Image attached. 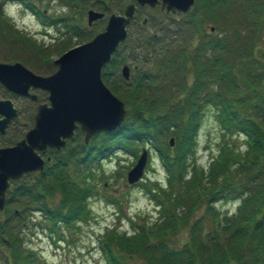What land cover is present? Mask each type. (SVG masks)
Returning a JSON list of instances; mask_svg holds the SVG:
<instances>
[{
  "label": "trees",
  "instance_id": "16d2710c",
  "mask_svg": "<svg viewBox=\"0 0 264 264\" xmlns=\"http://www.w3.org/2000/svg\"><path fill=\"white\" fill-rule=\"evenodd\" d=\"M239 1L246 3V19H237V23L230 26L222 38H214L216 42L211 44L206 43V51L195 50L193 59L198 64L193 63V84L182 90L185 93L181 98L165 97L168 89L159 81L165 79L161 70L166 63L164 56L173 51L171 41L168 46L161 47L160 56L151 57V60L155 58L153 67L159 75L144 70L138 80L132 77L129 81L124 79L126 86L123 87L127 93L121 94L126 101L128 115L119 128L100 131L89 143L85 142L84 133L78 130L64 149L48 150L51 160L44 171L27 174L12 182L8 205L16 203L21 208L16 206L6 219L0 217V245L5 248L7 261L12 264L36 263L37 252L24 246L20 232L15 229L18 226L16 222L26 220L29 211H42L47 219L62 221L73 227L77 220L85 219L87 213L84 200L92 194L94 188L91 180L96 176L91 167L95 165L100 168L101 160L115 147L130 153L134 147L138 148L139 143H149L159 151L168 178H172L169 188L175 189L174 180L180 185L179 193L182 194L181 188L186 184L187 188L183 190L193 192V207L188 208L193 212L191 235L184 246H174L173 237L178 231L172 228L170 220L159 217L149 226L139 225L131 237L116 235L112 231L114 238L111 240L113 236L109 235L103 241L109 264L128 263L115 253L114 246L108 244H119V250L131 257L133 254L143 258L150 255L153 264H225L230 260H243L240 250L245 247V242L246 246H251L247 247L250 250L246 254H253L258 263L264 262V60L255 55L258 42L262 40L260 35L264 32V0ZM165 15L169 17L172 14ZM143 16L144 8H139L132 25L138 21L139 27H143L146 18ZM181 18L176 26L167 24L165 28L162 27L161 35H129L125 46L131 47L132 53V48L136 50L140 45L148 47L153 44L156 45L154 50H157L164 41L169 40L164 36V33H168L176 36L172 37L174 42L184 43V46L178 44L179 49L174 53L181 60L187 52L183 49L188 48V37L183 35L188 34L184 28V22L188 19ZM155 19L163 22L158 15ZM147 20L149 22L150 19ZM230 37V44H234V47L225 52L220 44H227ZM209 50L215 51L208 54ZM118 54L116 51L111 63L116 62ZM187 56L186 53V62L189 61ZM103 75L109 76L107 72ZM148 79H152L151 84L146 83ZM153 85L156 90L151 91ZM209 106L217 111L225 134H241L244 137L247 151L237 149L233 140H225L219 154L205 169L198 165L196 156L199 132ZM99 134L108 137V146L98 144L96 138ZM171 136H176L174 147L169 140ZM127 142L134 145L127 146ZM73 167L76 171L72 170ZM192 168L193 178L188 179ZM160 185L157 184L162 188ZM144 186L151 188L156 200L167 208L168 200L158 189L147 183ZM58 194L62 202L57 205L47 202V199H55ZM81 194L84 195L83 199L80 198ZM235 199L243 201L237 215L228 216L216 208L220 201ZM250 201L257 205L254 212L257 216L254 218L249 217L246 210L244 212L245 207L252 205ZM199 210L202 211L200 216L197 215ZM178 214L180 226L187 223L179 211Z\"/></svg>",
  "mask_w": 264,
  "mask_h": 264
},
{
  "label": "rangeland",
  "instance_id": "374dc122",
  "mask_svg": "<svg viewBox=\"0 0 264 264\" xmlns=\"http://www.w3.org/2000/svg\"><path fill=\"white\" fill-rule=\"evenodd\" d=\"M42 13L40 19L35 17L34 11L26 8L20 0H0V62L20 61L33 71L43 75L54 73L58 68L54 64V60L69 48L92 39L98 32L105 29L109 16L116 13H123L125 6L131 0H28ZM259 1V0H256ZM245 2L239 0H196L193 8L188 13H176L166 16L160 12V8L144 7V17L149 20L148 23H142L143 27H139L138 21L129 28V35H145L157 33L161 35V28H165L167 24L176 26L181 17L188 19L184 28L188 32V48H184L181 60L174 55L179 49V45L184 43L174 42L175 35L164 33L169 40L164 41L161 46L156 45L148 47L138 46L136 50L125 46V43L118 50V57L115 63H110L105 67L104 73L106 84L113 90L115 94L120 96L125 92L126 86L122 75V68L128 64L131 69V77L138 80L144 70L154 73L157 72L153 67L155 58L161 54V47H166L172 41L173 51L166 53L164 56L166 63L163 65L161 74L165 79H161V85L168 90L165 91V97L181 98L188 85L193 84V75L195 73L193 63V55L195 50L206 51L204 45L211 44L214 38H222L224 32L235 24L236 20L246 19ZM2 5V6H1ZM94 9L105 13V17L94 21L92 25L88 23V12ZM237 13H235V12ZM161 13V15H159ZM178 14V15H177ZM238 14V17H237ZM157 15L161 19L160 22ZM183 15V16H182ZM182 19V18H181ZM180 19V20H181ZM46 22H45V21ZM193 21V24L191 23ZM237 23V22H236ZM210 27H214L211 30ZM190 34V36H189ZM261 42L255 50V55L264 60V32L260 35ZM226 42H222L220 47L223 51H230L234 44H230L231 37ZM128 43H130L128 41ZM211 47V46H209ZM13 51V52H9ZM182 51V50H181ZM209 50L208 54H212ZM186 53L189 61L186 60ZM220 53V51H216ZM221 54V53H220ZM187 56V57H188ZM209 58V57H208ZM200 63H203L200 60ZM185 65V68H184ZM189 66L191 70H189ZM219 67V65L217 66ZM139 74V75H138ZM156 75H159L157 72ZM187 80V81H186ZM174 84L172 86L169 84ZM151 84L152 79H148ZM156 90L153 85L151 91ZM181 90V91H180ZM39 96L38 101H33L29 97L14 94L5 89L0 84V99H11L15 106L19 108V115L15 118L7 129L6 134L0 133V147L7 143H14L25 135V133L34 125V116L37 112L38 105L47 102L45 94L36 91ZM261 121V118L259 117ZM262 122V121H261ZM215 108L209 106L207 108L204 121L199 132V148L197 151V163L207 169L210 162L221 150V146L225 140L234 141L237 149L243 152L247 151L244 137L241 134L233 135L225 134ZM172 137V136H171ZM176 139V136H174ZM93 139V138H92ZM91 139V140H92ZM170 140V139H169ZM98 144L108 146L109 139L105 134H99L96 138ZM110 145L113 144L110 141ZM127 146L134 145L127 142ZM176 144V140L174 147ZM138 148H133L132 152L127 153L120 151V148H113L112 151L101 160L100 168L94 166L91 169L95 172V179L91 180L93 185L92 194L85 200L86 215L85 219L78 221L73 227L65 222L56 220L55 223L49 221L42 211H29L26 220L16 222L18 224L17 231L20 232L24 246L34 248L37 252L35 264H107L106 253L103 249V241L106 236H113L112 231L116 235L133 236L137 232L139 225L149 226L154 223L157 218L168 219L172 228L178 231L173 237L174 246H184L191 235V226L193 224V212L188 210L193 207V192L187 188V184L181 188L182 194L178 192L180 185L174 182L175 189H170L168 172L162 163L160 156L155 148L149 143H139ZM144 148L149 150V161L144 170L143 180L137 184H130L128 181L129 171L136 165ZM47 159V154H43ZM93 165V164H92ZM48 166V165H47ZM76 171L75 168H72ZM85 171V168H84ZM193 176V168L188 179ZM193 178V177H192ZM191 178V179H192ZM187 180V179H186ZM142 181H146L148 185L155 188L163 198L167 201V208L159 206L153 199L145 187L140 185ZM160 183L162 185L157 186ZM10 197V192L7 198ZM61 195L55 199H47L49 204H58ZM81 194L80 198L83 199ZM70 202V200H68ZM251 206L245 207L244 212L249 214L251 218L254 215L255 206L253 201ZM239 200L220 201L216 208L228 216L237 215L240 207ZM21 208L20 204L7 205L0 217L6 219L12 214L15 207ZM238 210V211H237ZM180 215L187 223L180 226ZM201 210L197 215L200 216ZM240 213H238L239 216ZM197 216V217H198ZM150 223H149V222ZM54 228V231L51 230ZM114 236L111 238V240ZM118 239V238H117ZM246 239H249L246 236ZM120 241V239H118ZM137 242V240H135ZM121 242V241H120ZM111 243V242H110ZM115 247V253L128 264H153L152 257L145 258L133 254H126L119 250V244L110 245ZM244 248L240 250L243 256L242 261L230 260L225 264H264V262H256L253 254H246L250 250L244 243ZM5 248L0 245V264H12L7 261ZM263 249V248H262ZM261 249V250H262ZM160 255V254H155ZM161 256V255H160ZM162 257V256H161ZM187 257L185 256V260ZM116 260H118L116 258Z\"/></svg>",
  "mask_w": 264,
  "mask_h": 264
},
{
  "label": "water",
  "instance_id": "95a60500",
  "mask_svg": "<svg viewBox=\"0 0 264 264\" xmlns=\"http://www.w3.org/2000/svg\"><path fill=\"white\" fill-rule=\"evenodd\" d=\"M195 0H135L123 14L112 13L104 31L92 40L77 45L55 59L56 72L45 76L35 73L22 62H0V83L19 95L37 99L30 90L49 92L50 103L41 104L35 115V125L26 136L13 146L0 148V210L6 205V192L10 181L26 173L43 170L45 160L39 153L48 147L62 149L67 140L81 129L86 142L99 130H114L125 120L127 110L122 101L102 78L104 66L112 59L120 44L127 39L137 5H162V9L187 12ZM103 12L90 10L89 24L103 18ZM214 29V28H213ZM123 75L130 78V68L123 67ZM19 114L10 99L0 100V131L5 133L11 121ZM174 144V138L171 139ZM145 150L135 167L129 172L130 183L138 181L147 164Z\"/></svg>",
  "mask_w": 264,
  "mask_h": 264
}]
</instances>
